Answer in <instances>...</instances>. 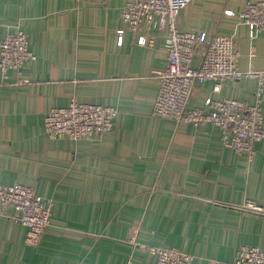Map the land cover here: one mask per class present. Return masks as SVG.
Instances as JSON below:
<instances>
[{
  "label": "crops",
  "instance_id": "1",
  "mask_svg": "<svg viewBox=\"0 0 264 264\" xmlns=\"http://www.w3.org/2000/svg\"><path fill=\"white\" fill-rule=\"evenodd\" d=\"M127 1L0 0V42L19 27L36 56L9 83L0 74V184L31 186L52 203L36 246L25 244L24 225L0 215V264H155L133 242L175 248L192 264L229 261L245 246L264 251V139L238 154L211 124L153 116L166 30H127ZM249 1L257 0H192L177 27L229 37L240 70H264V31L250 38L239 17ZM214 85L195 83L188 107L255 102L254 79ZM72 99L115 108L112 129L98 141L46 137V112ZM261 107L264 125V89Z\"/></svg>",
  "mask_w": 264,
  "mask_h": 264
},
{
  "label": "built area",
  "instance_id": "2",
  "mask_svg": "<svg viewBox=\"0 0 264 264\" xmlns=\"http://www.w3.org/2000/svg\"><path fill=\"white\" fill-rule=\"evenodd\" d=\"M192 0H128L121 9L126 29L132 33L160 28L166 30L167 63L158 73L159 89L152 114L156 118L170 119L176 124L198 125L208 123L219 128L224 147L238 154H252V145L264 139L261 94L264 89V70H245L237 67L234 41L226 36L206 32L180 31L177 17L180 10ZM231 12H228L230 14ZM239 17L249 28L250 38L264 31V0L249 1ZM0 24V28H1ZM124 29L119 30L122 42ZM145 36L137 38L144 44ZM198 56V65L193 59ZM27 35L19 27L8 32L0 42V74L9 83V73L34 61ZM251 78L256 80V99L252 104L224 98L207 100L208 111L189 108L188 100L195 83L213 81L218 92L228 80ZM117 110L111 106L70 100L64 107L48 110L43 130L49 139L67 138L74 141H98L113 127ZM244 207L263 212L261 207ZM0 215L26 227L25 244L36 246L50 225L52 203L43 199L28 185L0 184ZM134 241V240H133ZM139 249L155 257V264H192L195 257L175 248L133 242ZM198 264H264V251L257 246L240 248L229 261L199 260Z\"/></svg>",
  "mask_w": 264,
  "mask_h": 264
}]
</instances>
